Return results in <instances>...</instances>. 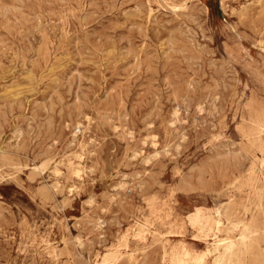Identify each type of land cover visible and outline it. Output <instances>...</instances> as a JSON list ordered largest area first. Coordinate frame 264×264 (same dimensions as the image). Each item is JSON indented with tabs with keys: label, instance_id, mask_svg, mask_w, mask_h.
<instances>
[{
	"label": "rangeland",
	"instance_id": "rangeland-1",
	"mask_svg": "<svg viewBox=\"0 0 264 264\" xmlns=\"http://www.w3.org/2000/svg\"><path fill=\"white\" fill-rule=\"evenodd\" d=\"M221 240L264 264V0H0V264Z\"/></svg>",
	"mask_w": 264,
	"mask_h": 264
},
{
	"label": "bare ground",
	"instance_id": "bare-ground-1",
	"mask_svg": "<svg viewBox=\"0 0 264 264\" xmlns=\"http://www.w3.org/2000/svg\"><path fill=\"white\" fill-rule=\"evenodd\" d=\"M189 69V68H188ZM122 186V185H121ZM123 187V186H122ZM146 222V221H145ZM139 230H145L148 228V225L146 223L143 224H137ZM243 230L241 235V245L243 248H246V232H247V226L245 224L242 225L241 227ZM147 232V231H146ZM149 232V231H148ZM125 233V232H124ZM253 234V233H252ZM123 235V234H122ZM140 235V234H139ZM208 236V235H207ZM254 236V235H253ZM215 237V236H214ZM142 239V238H141ZM237 239V238H236ZM212 249L217 252V254L214 257V262L213 264H241L242 259L241 257V250L239 247V243H236L234 241H227L223 243V240L221 241H216L213 244ZM221 249V251H220ZM183 250V249H182ZM181 258V257H180ZM186 260V259H185ZM180 264V263H179ZM184 264V263H183ZM187 264V263H185Z\"/></svg>",
	"mask_w": 264,
	"mask_h": 264
}]
</instances>
